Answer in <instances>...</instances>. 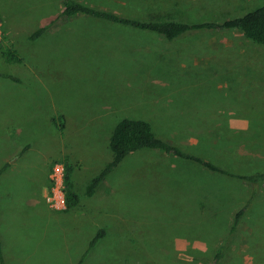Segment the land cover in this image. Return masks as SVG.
I'll return each instance as SVG.
<instances>
[{
  "label": "rangeland",
  "instance_id": "obj_1",
  "mask_svg": "<svg viewBox=\"0 0 264 264\" xmlns=\"http://www.w3.org/2000/svg\"><path fill=\"white\" fill-rule=\"evenodd\" d=\"M81 1L133 17L164 13L185 21L240 16L264 4ZM60 11L61 0H0V41L23 57L7 63L0 55V75L18 79L0 76V150L25 149L19 163L46 173V192L54 163L70 166L80 197L77 206L56 211L63 215L54 239L55 231H46L41 245L36 241L42 235H16L26 244L17 245L16 254L6 248V264H80L99 228L105 238L81 264H264V192L259 210L227 236L230 220L222 214L235 195L219 190L218 196L203 168H196L206 173L196 179L194 168L174 156L147 149L130 154L92 197L85 195L89 180L110 159L108 138L124 117L148 121L158 136L231 171L263 168L264 45L236 30L194 32L170 43L86 16L56 18ZM52 19L43 35L28 40ZM229 179L219 185L240 197L249 190ZM197 181L209 191L200 208ZM213 211H219L215 219ZM221 245L223 255L212 263Z\"/></svg>",
  "mask_w": 264,
  "mask_h": 264
},
{
  "label": "trees",
  "instance_id": "obj_2",
  "mask_svg": "<svg viewBox=\"0 0 264 264\" xmlns=\"http://www.w3.org/2000/svg\"><path fill=\"white\" fill-rule=\"evenodd\" d=\"M76 16H86L98 21L113 23L141 32L154 34L162 37L170 43L184 38L194 32L199 33L236 30L249 41L255 44L264 45V4L245 12L240 16L199 21H185L176 19L164 13L149 14L146 18L133 17L123 12H118L116 10L98 5L88 4L81 0H61V11L56 18H72ZM54 22V19H52L49 23L37 27L28 35V40L33 41L39 38ZM0 55L7 63H21L23 60V57L16 48L11 45L7 46L2 43V41H0ZM0 76L9 78L13 81L18 80L11 74H2ZM63 121H65L64 117ZM64 126L65 123L62 122L60 124V130H63ZM143 149L159 151L164 155L179 158L182 161L181 164L186 163L187 167L194 168L193 176L196 179L201 178L198 175L203 178V176L208 173L207 175L212 177V189L218 196L221 194L219 190L226 191V195H229L230 197L235 195V199L231 198L228 205H233L235 207V204L237 205V203H240L241 201L242 205H240L236 210L229 206L227 210L230 208L231 210H225L222 214V216H224L223 218L228 217L230 220V224L226 232L227 236H231L238 230L246 215L259 210L261 205L260 196L261 193L264 192V167L261 169L247 170L241 173L231 171L214 163L213 161L202 158L200 154L190 152L182 146L158 136L153 131L151 124L148 121L128 117L121 118L113 127V130L108 138L110 159L104 164L100 171L89 180L86 185L85 195L88 197L92 196L98 186L105 181L109 174L116 167H118L128 155ZM198 167L203 168L206 173L197 171L196 168ZM223 177L230 178L228 180L229 182L238 181L242 184L244 183L247 185L249 190L246 191L243 189L244 194L241 197L238 195L240 194L239 191H232L228 187H226L225 190L221 181V185H219V180ZM207 181L208 180L206 179L205 182ZM64 183L67 205L66 209L68 210L77 206L80 199L79 195L73 190V185L70 179V166L65 167ZM207 192L209 191L206 184L202 186L201 183L199 184V181H197L195 193L200 199V201L196 202L199 208L202 206L201 200L204 196H206ZM231 192L232 194L230 195ZM199 208H197L198 212H200ZM218 212L219 211L212 212L214 219L218 216ZM105 235L106 232L104 229L99 228L96 230L88 242L87 249L81 256L80 264L83 262L88 252L94 248L98 242L105 238ZM226 241L227 238L224 242ZM223 249L224 245L217 248L212 263L218 261L219 257L223 255ZM0 264H6L2 257L1 248Z\"/></svg>",
  "mask_w": 264,
  "mask_h": 264
},
{
  "label": "crops",
  "instance_id": "obj_3",
  "mask_svg": "<svg viewBox=\"0 0 264 264\" xmlns=\"http://www.w3.org/2000/svg\"><path fill=\"white\" fill-rule=\"evenodd\" d=\"M10 139L14 144V137ZM24 151L22 147L15 146L0 150V248L4 261L10 260L5 258L6 248L16 254L17 245L26 244L13 239L16 235L22 236L23 232H33V238L42 235L41 242L36 241L37 245L45 243L43 238L46 231H55L54 236H50L51 239L57 237L56 234L60 230L57 223L61 220L58 217L63 215V212L51 210L44 201L47 188L46 173L37 165L36 167L19 163V157ZM71 182L73 190L79 194L72 179ZM33 211L38 213L32 214ZM35 230L38 231L35 233Z\"/></svg>",
  "mask_w": 264,
  "mask_h": 264
},
{
  "label": "built area",
  "instance_id": "obj_4",
  "mask_svg": "<svg viewBox=\"0 0 264 264\" xmlns=\"http://www.w3.org/2000/svg\"><path fill=\"white\" fill-rule=\"evenodd\" d=\"M50 185L44 196L48 206L55 211L66 209L65 196V166L63 163L56 162L51 168Z\"/></svg>",
  "mask_w": 264,
  "mask_h": 264
}]
</instances>
